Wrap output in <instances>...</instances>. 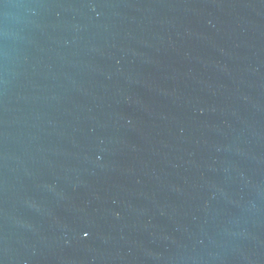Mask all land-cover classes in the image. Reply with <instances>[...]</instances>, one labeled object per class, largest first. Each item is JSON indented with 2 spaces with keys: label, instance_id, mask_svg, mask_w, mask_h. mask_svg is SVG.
I'll return each instance as SVG.
<instances>
[{
  "label": "water",
  "instance_id": "obj_1",
  "mask_svg": "<svg viewBox=\"0 0 264 264\" xmlns=\"http://www.w3.org/2000/svg\"><path fill=\"white\" fill-rule=\"evenodd\" d=\"M0 264H264V0H0Z\"/></svg>",
  "mask_w": 264,
  "mask_h": 264
}]
</instances>
